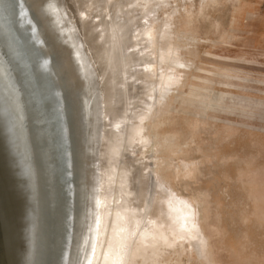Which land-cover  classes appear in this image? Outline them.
Masks as SVG:
<instances>
[{
	"label": "rangeland",
	"instance_id": "rangeland-1",
	"mask_svg": "<svg viewBox=\"0 0 264 264\" xmlns=\"http://www.w3.org/2000/svg\"><path fill=\"white\" fill-rule=\"evenodd\" d=\"M52 3L66 7L84 37L93 25L87 39L115 71V83L104 85L111 101L105 129L125 134L119 140L114 130L111 141H121L113 157L123 176L134 162L144 181L134 178L132 194L124 185L114 194L111 174L113 206L130 218L162 192L192 210L194 242L161 240L135 252L133 238L148 239L142 228H149L132 224L130 239L112 248L119 264H264V0H36L30 10ZM98 30L105 35L99 44ZM113 40L120 57L110 51ZM104 66L95 63L97 74ZM160 72L173 77L170 85H158ZM145 75L151 89L143 98L136 87ZM131 126L141 137L135 146L127 141ZM105 160L116 173L115 159Z\"/></svg>",
	"mask_w": 264,
	"mask_h": 264
},
{
	"label": "bare ground",
	"instance_id": "bare-ground-1",
	"mask_svg": "<svg viewBox=\"0 0 264 264\" xmlns=\"http://www.w3.org/2000/svg\"><path fill=\"white\" fill-rule=\"evenodd\" d=\"M17 1L19 4L15 14L11 16L9 12L7 13L5 26L10 33H14L16 45L19 40L24 43L28 41L34 59L31 58L33 74L40 81L44 79L49 84V98H46V103L51 112L53 125L52 123L49 126L48 124L44 125L49 131L45 136V141H51L52 144L51 137L55 140V156H51L48 164L57 168V187L61 196L60 207L63 211L58 264H119L120 258L112 248L116 243L130 239L132 224L138 223L140 229L148 224V231L142 228L144 231L142 233L148 239L144 240L141 233L138 237L133 238L135 252L142 251L144 247L151 249L152 243L157 248L161 240L171 244L170 240L187 238L191 240L190 242H194L197 235L193 234L194 228L191 226L192 210L178 197L174 198L158 192L152 195L154 196L152 200L148 199L151 200V203L147 198L144 199L150 203L146 201L149 205L147 204L144 212L137 204L139 210L132 209L129 214L130 218H127L121 207L113 206L112 202H116L117 199L112 198V193L122 192L124 185L129 188V192L132 194L135 188H132L134 178L139 182L144 181V176L138 166L134 167V162L128 175L123 176L122 170H120L122 168L116 166L121 164L122 160L119 157L117 160L116 157H113L114 153L119 151V142L121 141L111 143L114 130L116 132L114 136L119 140H122L123 132L113 128L105 129L108 125L104 119L111 113L107 111L111 108L106 104L111 101L109 98H104V85L115 83V71L112 73L108 61L103 59L98 48L93 46L95 44L90 43L91 39H87L88 28L86 29L85 26L86 30L83 29L86 31V37H84V34L82 35V32L80 33L78 30L75 19L68 14V10H65V6V9L57 8L58 3H56L57 7H54V3H52L53 7L50 8L46 5L38 6V8L33 6L37 9L30 10L36 0ZM77 9L79 10V8ZM3 14H5L4 11ZM78 14L80 15V12ZM80 17L82 18L81 15ZM77 18L80 20L79 17ZM92 27L93 25H90L88 31L94 30ZM108 29L106 28V30ZM10 33H8L9 36ZM123 35H125L126 42L131 41L133 37L132 35L130 37L129 32H124ZM95 36L97 44H99L98 42L102 43L105 38L104 33L100 30ZM105 43L107 42L105 41ZM111 45L110 51L113 50L117 57H120V44L118 45L113 40ZM22 52V56H26L24 55L25 51ZM28 61L30 62L29 57ZM101 61L105 66L97 74L95 63ZM104 76L110 79L100 85L96 79L98 80V77L104 79ZM145 76L146 78H141L145 83L136 87L141 90L143 98L150 95L151 89V85L146 84L148 75ZM157 78H159L157 82L160 86L170 85L173 79L165 72H160ZM136 84L138 83L136 82ZM116 86L117 84H115V88ZM139 90L137 92L135 90V92L138 93ZM113 96L116 97L115 94L111 97L113 98ZM135 96L134 100L138 98ZM141 97L142 95L138 99ZM136 106L139 107V105ZM135 109L132 108L133 111ZM113 122L109 124L112 125ZM128 133L127 141L132 140L131 145H138L137 141L136 144L134 143V139H138L139 142L141 140L138 128L131 126ZM108 155L111 159H115L110 163L114 164L116 173L108 171L105 160ZM119 159L121 161L118 163ZM111 174L116 177L113 182L118 183V186H113L110 183ZM127 180L128 185L124 183ZM147 183L149 184V182ZM112 186L115 187L114 192L111 191L113 190ZM140 199L143 200L142 197ZM129 202L133 201L130 199ZM153 238H157V244H155L156 241H152ZM196 240L195 246L200 247L198 239ZM148 242L150 244L147 245Z\"/></svg>",
	"mask_w": 264,
	"mask_h": 264
},
{
	"label": "water",
	"instance_id": "water-1",
	"mask_svg": "<svg viewBox=\"0 0 264 264\" xmlns=\"http://www.w3.org/2000/svg\"><path fill=\"white\" fill-rule=\"evenodd\" d=\"M18 4L0 0V264H58L63 211L48 164L55 140L45 141L49 84L33 74L28 41L16 45L5 26Z\"/></svg>",
	"mask_w": 264,
	"mask_h": 264
}]
</instances>
